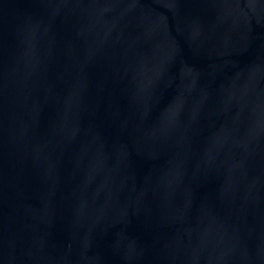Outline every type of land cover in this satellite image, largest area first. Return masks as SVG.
Instances as JSON below:
<instances>
[{
    "label": "water",
    "instance_id": "95a60500",
    "mask_svg": "<svg viewBox=\"0 0 264 264\" xmlns=\"http://www.w3.org/2000/svg\"><path fill=\"white\" fill-rule=\"evenodd\" d=\"M0 264H264V0H0Z\"/></svg>",
    "mask_w": 264,
    "mask_h": 264
}]
</instances>
